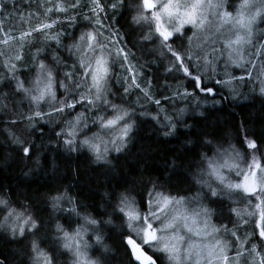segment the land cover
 <instances>
[{
  "label": "trees",
  "instance_id": "1",
  "mask_svg": "<svg viewBox=\"0 0 264 264\" xmlns=\"http://www.w3.org/2000/svg\"><path fill=\"white\" fill-rule=\"evenodd\" d=\"M88 1L97 5L94 10L101 13L103 26L120 39L136 67L144 72L146 79L150 77L147 94L150 98L159 99L161 108L166 106V99L155 92L152 70L164 67L181 70L184 67V54L181 52L186 47L176 39L177 35L166 43L167 46L162 43L163 56L145 54L146 48L151 49L154 45L146 39L148 31L154 30L156 23L148 26L143 21L145 16H140L142 0H56L49 11L33 9L25 0H14L13 3L0 0V29L17 36L30 33L26 39H14L20 47L18 51L22 52L14 49L15 59L26 58L12 69L16 76L23 77L36 71L37 67L28 59L29 54L44 43L46 49L38 53L37 60L68 84V87H62L60 82H55L57 106L44 117L33 107L29 108L25 101H20V96L16 95L12 103L11 97L2 93L5 101L0 104V108H4L0 113V127L1 130L8 127V133L7 137H0V200L5 202L0 204V264H37L33 243L38 245L50 264H75L72 249L64 246L69 241L64 234L72 237V233H79L90 221H95L104 234L103 243L115 247L121 264H137L126 241L131 233L125 231L126 223L130 224L128 214L132 209L142 214L147 211L152 198L160 193L181 196L196 191L194 182L200 168L210 166L217 155V146L223 147L230 144L229 141H235L248 157L264 152V96L256 91L253 95L249 92L246 101H238L213 81L205 88L212 87L214 96L220 98L219 106H205L206 112L198 117L187 114L184 123L178 122L173 113L170 125L164 128L155 120L158 107L155 104L140 107L132 102L134 96H129L125 104L113 98L109 104L99 108L88 106L89 100L83 95L85 91L88 98L85 87L79 85L83 83V69L81 75H69L71 64L64 63L68 62V45H73L83 34L97 33V28L85 30L90 20L96 17L95 12H86ZM60 3H64L62 10L58 9ZM67 17L71 24L65 32L59 29L58 24L53 29L56 30L57 42L47 40L42 32H34L35 24ZM186 31L189 35L190 29ZM17 54L21 57L18 58ZM116 54L119 57V53ZM161 62L163 68L159 65ZM116 79L112 84L120 83ZM170 84L180 88L187 83L177 78ZM116 90L121 92L122 87L117 86ZM131 91L140 94L142 89ZM196 91L210 99L209 95L203 94V89ZM36 96H39L36 101L40 104L45 97V101L48 100L49 93L41 88ZM70 104L74 107H68ZM115 104L116 108L126 106L136 111L134 127L120 152H109L104 161L97 158L88 146L78 142L67 143L73 139L65 133L71 120L82 118L100 128L103 122L116 114L125 116L114 107ZM143 110H149V115L144 119L138 118L141 114L137 116V111ZM174 111L180 113L179 108ZM159 113L164 118L167 116L166 110ZM27 117L33 119L30 125H26ZM249 142H254L256 147L250 148ZM25 148L28 149L27 154ZM70 201L71 206H65ZM14 208L26 211L36 227L22 235L9 231L6 224L12 216L9 212L12 213ZM249 241L257 245L262 239L253 233ZM142 248L155 259L156 264H166L164 256L152 254L146 246ZM39 264H45V260L42 258Z\"/></svg>",
  "mask_w": 264,
  "mask_h": 264
},
{
  "label": "rangeland",
  "instance_id": "2",
  "mask_svg": "<svg viewBox=\"0 0 264 264\" xmlns=\"http://www.w3.org/2000/svg\"><path fill=\"white\" fill-rule=\"evenodd\" d=\"M151 2L157 7L149 10L142 7L143 0L141 4L140 16L148 17H143L146 25L156 23L155 29L148 31V39H146L154 42V45L151 49L146 48L145 54L154 53L158 57L165 54L160 48L164 42L156 31L157 22L150 19L157 12L161 14L159 23L162 25V30L173 32L169 40L177 35L176 39L184 43L186 47V50L181 52L184 54V64H182L184 67L181 70L163 68L162 62L159 65L163 69L152 70L151 78L156 81L155 92L165 96L166 106L161 108L159 99L148 96L150 77L145 78L144 72L132 61L130 53L123 49L120 39L103 26L101 13L92 8L90 10L95 12L96 17L91 21L93 29L97 28L95 30L97 33L92 31L93 33L89 34L95 39H89V34L79 36L73 45L67 46L66 60L68 62L64 61L66 65L71 64L72 69L69 75H73L72 73L81 75V69H83V76L81 75L83 83L80 82L79 85L85 87L88 98L85 96V91L83 95L84 99L89 100L88 106L99 108L109 104L114 98V90L117 86L122 87L123 97L126 96V92L123 91L140 88L142 92L132 102L143 106L142 103L149 100L155 104V107H158L155 120L161 122L164 128L170 125L169 121L173 118V113L175 119L181 123L185 122L187 114L190 117L202 115L204 106L199 103L193 105V102L188 101V91L184 92L191 83V90L203 89V94L209 95L210 99L205 97L204 100L217 98L214 96L212 87L205 88L213 81L224 91L233 94L234 100L246 101L248 99L246 95L249 92L253 95L255 91L264 96V0H151ZM164 4L171 5L167 13L163 10ZM195 4L200 5L196 9L199 26L182 23L184 19H187L186 13L192 12V6ZM242 4L245 7L242 8ZM63 5L64 3H60L58 9H62ZM50 9L52 7L46 10ZM225 14L230 15L226 18ZM67 19L69 18L62 20ZM57 20L35 24L34 32H42L47 40L57 42L56 30H53ZM201 20L202 24H200ZM44 25H51V27H44ZM173 25L180 30L174 31ZM187 29H190L189 35ZM27 36L13 35L11 31L0 29V104L5 101L2 93L10 96L12 103L18 95L20 101H25L29 108L33 107L41 117H44L48 116L47 112L57 106L55 82H60L62 87H68V84L63 77L59 79L54 76L44 63H39L37 60L38 53L46 49L44 43H40L38 50L29 54L28 59L37 67L36 71L31 75L16 76L12 69H16L18 64L23 63V59L26 58L23 56L21 60L15 59L14 49L18 53L22 52L18 51L20 47L14 39L16 37L26 39ZM82 37L84 39H81ZM116 52L119 53V57ZM17 57H21V54H17ZM100 59L105 62L106 76L102 81L103 91L100 93V99L97 100L95 99L97 89L93 87L94 82L90 73L95 74L93 70L97 68L96 62ZM177 78H181L187 84L180 88L172 87L170 82ZM218 78L225 82L222 83L217 80ZM115 79L120 83L112 84ZM21 84L23 88L20 87ZM41 88L48 91L49 98L45 101L47 98L45 97L43 102L38 104L36 99L39 96L37 97L36 94ZM115 101L125 104L127 100ZM186 102H188L187 106L179 108L180 113L174 111L177 105H184ZM220 104L221 102L214 101L209 106L215 107ZM114 107H117L116 104ZM116 109L127 117L116 114L115 117L108 119L123 117L110 128L103 126L108 120L103 122L100 128H95L92 126L93 123H87V120L82 118L71 120L70 128L68 129L67 126L65 133L73 139L67 143L78 142L88 146L92 148L97 158L104 161L107 160L105 156L109 152H120L134 127L136 111L126 106ZM3 110L4 108L1 107L0 113ZM165 110L167 116L164 118L159 111L165 112ZM149 113V110L137 111V116L141 114L138 118L144 119ZM158 115L161 116L162 121H159ZM25 120L26 125L32 123L29 117ZM126 128L127 132L124 131ZM1 129L0 127V132L6 136L0 133V137H7L8 127ZM86 140L88 144L84 143ZM229 143L223 147L217 146L219 147L216 151L217 155L210 166L200 168L196 177L197 186L199 185L196 191L181 196L160 193L161 195L158 194L152 198L147 211L142 214L132 209L129 214L139 215L141 219L130 220L128 214L130 224L126 223L125 228L126 232L131 233L128 238L134 239L141 247H148L152 254L164 256L166 264H264V236H261V232L264 231V193L258 191L264 186L260 171L264 169V152L261 155L252 154L248 157V154L240 149L235 141H229ZM256 165L259 167L257 168ZM237 184L242 187L236 188ZM70 203L71 201L65 206H71ZM152 213L155 215H151ZM29 217L26 211L15 209L6 227L17 235H21L19 231L21 228L23 233L30 229L31 220L28 224L24 223ZM145 217L150 218L152 229L156 232L157 240L155 241L145 242L148 239L144 231L148 223ZM95 224L90 223L79 233H72L73 239L67 244H71L70 250L72 249L74 253L75 264H121L119 253L112 245L103 243L104 234ZM108 224L111 227L114 226L111 221ZM168 224L173 226L165 228ZM253 233L261 236V243L250 244L249 238ZM225 256L228 258L227 261L224 260Z\"/></svg>",
  "mask_w": 264,
  "mask_h": 264
},
{
  "label": "snow or ice",
  "instance_id": "3",
  "mask_svg": "<svg viewBox=\"0 0 264 264\" xmlns=\"http://www.w3.org/2000/svg\"><path fill=\"white\" fill-rule=\"evenodd\" d=\"M171 5L170 4H164L162 5L163 7V10L165 13L168 12V9ZM199 4H195L192 6V12L190 13H186L187 15V19H184L182 21V23H191L193 25H197V18H196V9L199 8ZM142 7L145 8V9H153V8H156L157 5L152 3L151 0H143V4H142ZM241 7H245V5H241ZM62 10V9H61ZM226 15V18L230 15V14H225ZM160 18H161V14L159 12H157L154 17H150V19H154L156 22H157V27H156V31L159 33V35L162 37V42L165 43V46H167L166 42L169 40V38L173 35V32H170V31H167L166 29H163L162 30V25L159 23L160 21ZM203 21L201 20L200 21V24H202ZM243 26V25H241ZM44 27H51V25H44ZM35 30H39V29H35ZM173 30L178 32L180 29L177 28L175 25H173ZM25 35H30V33H26ZM81 39H84V37H82ZM89 39H95V37H92L91 34H89ZM4 43H7V41H4ZM177 59L179 60L180 57H177ZM97 68H95L93 71H94V75L90 73L91 75V78L93 80V87L95 89H97V94H96V97L95 99L99 100L100 99V93L103 91V88H102V81L104 80L105 76H106V68L104 67V61L103 59H100V60H97ZM41 67L43 68V65H41ZM21 88H23V85L21 84L20 85ZM211 91V90H209ZM68 107H74V105H68ZM62 111V109H60ZM123 117L121 116H117L115 119L113 120H108L103 126L106 127V128H110V127H113L117 124V122L122 119ZM125 132L128 131V129H124ZM85 144H88L89 142L86 140L84 141ZM250 148H255L256 145L254 142H249V145H248ZM95 147V146H93ZM97 151L99 150L98 148L96 149ZM25 153L27 154V151L28 149L25 148L24 149ZM99 158V157H98ZM256 167L258 168L259 165H256ZM261 178H262V181H264V169H261ZM253 175H255V172H253ZM236 188H240L242 187V185H235ZM256 191V190H254ZM259 192H262L264 193V186L260 187L258 189ZM5 202L3 200H0V204H4ZM166 203H170V201H166ZM177 203H179L177 201ZM9 215H12L11 212H9ZM22 215V214H21ZM151 215H155V213H152ZM17 219H19V217H17ZM129 219L130 220H138V219H141L139 216L137 215H132V214H129ZM145 220H148V223H147V226L146 228L144 229L148 239L145 241V242H151V241H155L157 240V236H156V232L155 230L152 229V224L150 222V218L149 217H145L144 218ZM31 220V218L29 217L28 219H26L24 221V223L28 224L29 221ZM90 223H95V221H90ZM173 225L171 224H168V225H165V228H169V227H172ZM36 227V223L35 221H31V223L29 224V228L30 229H33ZM20 234L22 235L23 234V228H21L20 230ZM65 236V239L66 240H71L73 239V237H69L67 233L64 234ZM261 236H264V231L261 232ZM129 243H133V241H129ZM65 247H71V244H65L64 245ZM33 247V251L36 252V260H37V264H39V261L43 258L45 260V264H50V261H47V258L45 257V254L39 250V247L36 243H33L32 245ZM165 249L167 250V245L165 246ZM221 251H223V249H221ZM227 257L225 256L224 257V260L227 261Z\"/></svg>",
  "mask_w": 264,
  "mask_h": 264
},
{
  "label": "bare ground",
  "instance_id": "4",
  "mask_svg": "<svg viewBox=\"0 0 264 264\" xmlns=\"http://www.w3.org/2000/svg\"><path fill=\"white\" fill-rule=\"evenodd\" d=\"M6 1H7V3H9V2L13 3L14 2V0H6ZM25 1H27L28 5L32 6L33 9H35V8L47 9V8H51L56 0H25ZM96 6H97L96 4H93L91 1H88L87 2V11L86 12L87 13H91L90 9L91 8L94 9V7H96ZM57 19H59V20H57V24L60 27L59 29H61V31L65 32L66 31L65 28H67V26L69 24H71V22L69 20H61V18H57ZM92 28H93V24H92V21L90 20V25L85 30L86 31H92ZM186 91H188V93H189L188 101L193 102L194 103L193 105H196V104L199 103L200 105L204 106L202 114H204L206 112L205 106L209 107V105L213 104L214 101L220 102V98H216V99H213V100H204L203 99L204 97L201 96L200 94H198L197 91L191 90V84L185 88L184 92H186ZM123 92H126V96L125 97H123L121 95L122 92L117 91L115 89L114 90V99L115 100H117V99L126 100L129 96H134L135 98H138V96H139L138 93L133 92L131 90L123 91ZM142 104H144V105L143 106H141V104H137V105L140 106V107H146V106L150 107L152 105V103L149 100H146ZM187 104H188V102H186L184 105H177L175 108H180L181 109V108L187 106ZM32 121H33V119H32ZM197 182H198V180L195 179V182H194L195 183V187H194L195 189H197L199 187V185L197 186Z\"/></svg>",
  "mask_w": 264,
  "mask_h": 264
},
{
  "label": "water",
  "instance_id": "5",
  "mask_svg": "<svg viewBox=\"0 0 264 264\" xmlns=\"http://www.w3.org/2000/svg\"><path fill=\"white\" fill-rule=\"evenodd\" d=\"M130 240L133 243L130 244ZM127 245L131 249V253L137 264H156L155 259L133 239H128Z\"/></svg>",
  "mask_w": 264,
  "mask_h": 264
}]
</instances>
